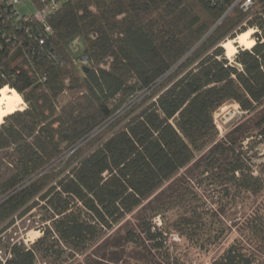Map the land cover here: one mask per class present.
Returning <instances> with one entry per match:
<instances>
[{
    "label": "trees",
    "instance_id": "1",
    "mask_svg": "<svg viewBox=\"0 0 264 264\" xmlns=\"http://www.w3.org/2000/svg\"><path fill=\"white\" fill-rule=\"evenodd\" d=\"M234 1L63 0L19 30L0 1V89L27 104L0 124L15 164L0 182V241L33 210L43 217L42 235L10 242L0 264L86 255L129 216L125 240L166 259L173 234L202 250L223 243L229 229L202 187L227 207L264 193V165L246 150L253 134L239 122L221 137L214 118L228 102L264 106V44L235 63L222 46L255 26L264 36V0L246 25ZM256 126L264 143V116ZM244 228L264 245V202ZM211 264L264 261L236 239Z\"/></svg>",
    "mask_w": 264,
    "mask_h": 264
},
{
    "label": "rangeland",
    "instance_id": "2",
    "mask_svg": "<svg viewBox=\"0 0 264 264\" xmlns=\"http://www.w3.org/2000/svg\"><path fill=\"white\" fill-rule=\"evenodd\" d=\"M18 7L22 13H28L34 10L29 0L24 1L22 4L18 5ZM229 40L234 39L230 38L224 41L222 46L224 47L223 44ZM249 40H252V37ZM234 44L237 52L241 49L240 46L243 45L240 42H235ZM224 49L226 57L231 63H235V55L237 52L233 56L228 57L226 48L224 47ZM69 95L70 94H65L64 99H67ZM26 107L27 104L24 101L19 105L20 110ZM19 109H15L14 111ZM262 116H264V106L255 113L249 114L243 111L236 102L226 103L218 109L214 115L221 137L235 124L239 122L245 123L244 128L246 127L245 129L253 134L252 137L245 142V144H248L246 150L250 160L258 171L264 165V143L261 142V138L263 137L259 130L256 129L258 128L256 126V121ZM10 151L0 150V182L13 173L15 164L11 159ZM201 190L205 196L207 205L213 206L222 213L221 216L229 229L226 239L222 244L216 247L209 250H202L191 246L188 241L178 234H173L170 236L167 244L170 246L169 254L171 258L166 259L160 257L161 252L155 253L146 249L144 246L129 244L125 240L124 236L127 226L131 227V225H135L134 217L132 218L129 216L127 222L125 221L126 223L116 228V232L113 233L106 242L94 248L86 255L76 256L75 258L69 257L68 250L63 249V257L60 261H58V259L54 260L53 258H40L39 264H211L213 259L218 257L236 239L244 241L247 247L253 252H256L264 261V245H260L258 241H254L244 228L247 217L250 215L252 209L264 202V193L256 197L245 196L244 198L237 199V201H233V207L231 205L227 207L225 205V199L221 200L219 193L211 185H205ZM157 222L161 224L159 220H157ZM42 225L43 217L38 209L33 210L23 219H18L15 224L2 233V239L0 241V260L2 261L6 257L10 242L23 241L28 246L32 245L42 235L39 230V227Z\"/></svg>",
    "mask_w": 264,
    "mask_h": 264
},
{
    "label": "built area",
    "instance_id": "3",
    "mask_svg": "<svg viewBox=\"0 0 264 264\" xmlns=\"http://www.w3.org/2000/svg\"><path fill=\"white\" fill-rule=\"evenodd\" d=\"M0 1L6 4V8L7 7L11 8L13 14H11L12 12L8 13L7 20L10 21L12 19L13 23H15L16 27L19 30L22 22L28 24L35 20H40V21L44 20L45 16L49 12L54 11L60 7L63 0H41L42 3L41 7L34 9L33 11L28 13H22L18 7V5L22 4L26 0H0ZM210 1H212L214 4L224 2V0H210ZM236 6H239L244 12L250 14L249 18H247V20L244 22V25H246L248 20L252 18L255 12H258V10L261 8V5L259 6L257 5L256 0H235L229 11ZM47 29L49 30V27ZM248 31L251 32L250 38L252 37V40L254 41V45L257 42L264 44V36L260 27L255 26L248 29ZM8 39L11 40L13 39V37L11 36ZM252 47L247 48L246 46L243 45L240 46V48L248 49V50H252Z\"/></svg>",
    "mask_w": 264,
    "mask_h": 264
},
{
    "label": "bare ground",
    "instance_id": "4",
    "mask_svg": "<svg viewBox=\"0 0 264 264\" xmlns=\"http://www.w3.org/2000/svg\"><path fill=\"white\" fill-rule=\"evenodd\" d=\"M250 31L244 32L240 34L234 40H229L224 43V47L226 48L227 56H233L236 52L235 42H240L247 47H250L254 44L253 40L250 39ZM0 123L3 122L6 115L12 113L15 109H19V105L23 101L21 95L10 87H5L0 89Z\"/></svg>",
    "mask_w": 264,
    "mask_h": 264
}]
</instances>
